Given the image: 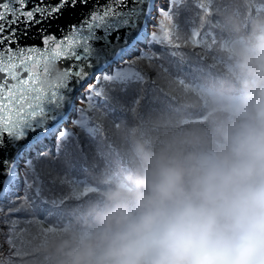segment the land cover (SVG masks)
I'll use <instances>...</instances> for the list:
<instances>
[{
  "label": "clouds",
  "instance_id": "clouds-1",
  "mask_svg": "<svg viewBox=\"0 0 264 264\" xmlns=\"http://www.w3.org/2000/svg\"><path fill=\"white\" fill-rule=\"evenodd\" d=\"M224 75L186 85L182 111L118 127L128 171L46 231L43 264H264V14L232 17ZM41 86L65 82L55 63Z\"/></svg>",
  "mask_w": 264,
  "mask_h": 264
},
{
  "label": "trees",
  "instance_id": "trees-1",
  "mask_svg": "<svg viewBox=\"0 0 264 264\" xmlns=\"http://www.w3.org/2000/svg\"><path fill=\"white\" fill-rule=\"evenodd\" d=\"M262 14L264 0H149L141 31L73 97L71 116L17 150L19 170L0 193V264H43L35 249L46 231L99 199L104 169L128 171V142L117 126L179 114L186 85L223 77L218 45L231 34L228 18L246 31L250 18ZM125 67L134 74L125 77ZM85 76L73 80L72 90Z\"/></svg>",
  "mask_w": 264,
  "mask_h": 264
},
{
  "label": "water",
  "instance_id": "water-1",
  "mask_svg": "<svg viewBox=\"0 0 264 264\" xmlns=\"http://www.w3.org/2000/svg\"><path fill=\"white\" fill-rule=\"evenodd\" d=\"M34 2L29 0L28 7ZM46 2L54 4L56 0ZM148 3L149 0H80L77 5L67 7L56 19L48 22V34L55 37L57 43L44 45L38 35L39 25L32 27L28 36L18 41L24 48L35 47L41 52L46 49L60 51L55 64L71 75L60 88L40 84L44 98L34 116L13 126L9 121H16L14 112L4 114L6 119L0 121V193L9 174L12 155L62 117L64 107L68 103V109L70 105L75 78L95 74L96 69L103 68L104 63H108L121 48L132 42L145 17ZM14 5L15 0H12L10 7ZM60 42L65 43L57 47ZM38 70L42 72L43 65ZM53 91L55 94H52Z\"/></svg>",
  "mask_w": 264,
  "mask_h": 264
},
{
  "label": "snow or ice",
  "instance_id": "snow-or-ice-1",
  "mask_svg": "<svg viewBox=\"0 0 264 264\" xmlns=\"http://www.w3.org/2000/svg\"><path fill=\"white\" fill-rule=\"evenodd\" d=\"M79 2L56 0L53 4L46 0H35L28 7L29 0H15V5L10 7L12 0H0V121L6 119L5 113L14 112L17 119L9 123L15 126L36 114L44 98V90L40 86L41 77L50 75L47 66L55 63L61 55L56 50L46 49L41 52L35 47L24 48L18 41L27 37L32 27L39 25L38 35L43 39V44L57 43L56 38L48 34V22L56 19L67 7ZM193 40H196L195 34ZM62 43L65 42H60L57 47ZM73 55L77 59L75 53ZM41 65L42 72L38 70ZM64 72L66 77L71 75L66 70ZM63 84L52 87L60 88Z\"/></svg>",
  "mask_w": 264,
  "mask_h": 264
},
{
  "label": "rangeland",
  "instance_id": "rangeland-1",
  "mask_svg": "<svg viewBox=\"0 0 264 264\" xmlns=\"http://www.w3.org/2000/svg\"><path fill=\"white\" fill-rule=\"evenodd\" d=\"M147 9L145 10V17L144 18H142V21H141V24H140V26H139V28H138V33L141 31V27H142V25H143V22H145V20L147 19ZM137 33V34H138ZM137 36V35H136ZM135 36V37H136ZM133 41V40H132ZM129 45L130 44H128V45H126V46H124L123 48H121L119 51H118V53H116L114 56H113V58L108 62V63H104L103 65V68L104 67H106L109 63H111V62H113L115 59H116V57H117V54H120V53H122V52H124V50L126 49V48H128L129 47ZM103 68H98V69H96V71L98 72V71H100V70H102ZM121 73H123V75L125 76V77H129V76H132L133 74H134V70L132 69V68H130V67H125L124 69H122L121 70ZM92 74H94V73H89V74H87L86 75V77H85V80H83V82L79 85V86H77V88L74 90V92H73V94H72V98H71V102H70V105H69V107H68V109H67V111L66 112H64V114H62V117L63 116H65L66 115V117L67 118H69L71 115V104H73V101H74V98L73 97H75L76 96V94L78 93V92H80V91H82V89L84 88V86L88 83V81H89V78L92 76ZM74 104L76 105V103L74 102ZM75 107V106H74ZM72 111H74L73 109H72ZM61 117V118H62ZM22 147V146H21ZM20 147V148H21ZM17 150V149H16ZM16 155H17V151L15 152V154L14 155H12V164H11V167H10V169H9V174H12V172L14 171V170H19L18 168H15V167H13V161H14V158L13 157H16ZM8 174V175H9Z\"/></svg>",
  "mask_w": 264,
  "mask_h": 264
}]
</instances>
